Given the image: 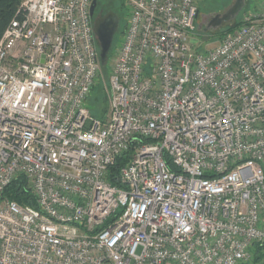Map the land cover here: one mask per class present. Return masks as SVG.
<instances>
[{
	"label": "built area",
	"instance_id": "1",
	"mask_svg": "<svg viewBox=\"0 0 264 264\" xmlns=\"http://www.w3.org/2000/svg\"><path fill=\"white\" fill-rule=\"evenodd\" d=\"M93 1L21 0L0 40V264L251 263L264 11L201 53L200 0H125L101 120L87 107L102 76ZM19 176L39 209L2 199Z\"/></svg>",
	"mask_w": 264,
	"mask_h": 264
},
{
	"label": "rangeland",
	"instance_id": "2",
	"mask_svg": "<svg viewBox=\"0 0 264 264\" xmlns=\"http://www.w3.org/2000/svg\"><path fill=\"white\" fill-rule=\"evenodd\" d=\"M99 5L107 6L111 13L121 18V26L119 32L115 36L113 49L118 47L123 41V31H125L128 19H129V11L125 4V0H97ZM237 0H200L199 8H200V17L197 23V29L191 36V44L195 50L201 53H205L209 51L211 48L217 46L219 42H221L222 34L229 29L231 26L242 23L243 19L247 16H252L259 12L264 11V0H246L245 8L240 13V15L235 19L231 20L227 23H222V25L214 32H204L206 29V25L202 26V30L199 28L200 20H207V22H211L213 17L218 14H225L235 3ZM206 16H211L209 19H206ZM110 67V66H109ZM112 69L108 68L106 73L102 72V76L99 79L98 87L92 93L90 97V103L87 105L89 110H94L95 107H98V111L96 109V117L105 120L109 113V100H110V90H109V78L111 76ZM107 99V102L100 101L101 104L99 106H95L93 101H95L98 97ZM249 264H254L253 262Z\"/></svg>",
	"mask_w": 264,
	"mask_h": 264
},
{
	"label": "trees",
	"instance_id": "3",
	"mask_svg": "<svg viewBox=\"0 0 264 264\" xmlns=\"http://www.w3.org/2000/svg\"><path fill=\"white\" fill-rule=\"evenodd\" d=\"M20 3H21V0H0V40H1L2 36L4 35L6 29L9 27V25L11 24L13 19L16 17V14H17L18 9L20 7ZM240 25H241V23L234 25V26H231L229 29H227L222 34L221 39L226 34L236 30ZM123 33H124V31H123ZM112 52L113 51H111V53L109 55V59H108L106 66H102V72L103 73L104 72L106 73L107 69L109 68ZM98 85L99 84H97L95 86V88L93 89V92H94V90L97 89ZM101 100L103 102H107V99L102 98V96L98 97L95 101H93L94 107L99 106V104H101L100 103ZM89 103H90V98H89L87 105ZM96 109L98 111V107L97 108L95 107V112L92 109L90 110L91 114L94 117H96V114H95V113H97ZM96 118H98V117H96ZM126 161H127V156L120 158L117 161L115 167L112 169V174H111L110 179L114 185H118V182L116 181L117 180L116 176L118 174L119 168H121L126 163ZM2 199H8V200L14 201L22 207L29 206V207H32L35 209H39L38 205H37V199H36L35 195L33 194V192L31 191V189L28 185L27 179L24 176H19L18 178H16L12 182V184L10 186H8L6 188V190L4 191V193L2 195ZM252 253H253V261L252 262L254 264L261 263V261L264 258L263 248H261L259 245H254L252 248Z\"/></svg>",
	"mask_w": 264,
	"mask_h": 264
},
{
	"label": "water",
	"instance_id": "4",
	"mask_svg": "<svg viewBox=\"0 0 264 264\" xmlns=\"http://www.w3.org/2000/svg\"><path fill=\"white\" fill-rule=\"evenodd\" d=\"M246 0H237L236 3L223 15L218 14L213 17L209 25L206 20H202L199 24V28L202 30V26L206 25L204 32L216 31L222 23H227L231 20H235L245 8ZM97 8V0L93 1L91 8V17L94 21V35L98 43L100 64L106 66L109 55L113 49L115 36L118 32V20L115 14L109 13L107 16L95 17V10ZM211 16H206L209 19Z\"/></svg>",
	"mask_w": 264,
	"mask_h": 264
},
{
	"label": "flooded vegetation",
	"instance_id": "5",
	"mask_svg": "<svg viewBox=\"0 0 264 264\" xmlns=\"http://www.w3.org/2000/svg\"><path fill=\"white\" fill-rule=\"evenodd\" d=\"M110 13V10H109V8L107 7V6H102V5H99V3H98V1H97V8H96V10H95V17H97V16H107L108 14ZM201 15V14H200ZM200 15H199V17H200ZM117 17V20H118V32H119V30H120V26H121V18L120 17H118V16H116ZM198 20H199V18H198ZM201 21L202 20H200V22L199 23H201ZM207 21V20H206ZM198 23V22H197ZM210 24V21L209 22H207V25H209ZM117 32V33H118Z\"/></svg>",
	"mask_w": 264,
	"mask_h": 264
},
{
	"label": "crops",
	"instance_id": "6",
	"mask_svg": "<svg viewBox=\"0 0 264 264\" xmlns=\"http://www.w3.org/2000/svg\"><path fill=\"white\" fill-rule=\"evenodd\" d=\"M219 43H220V42H219ZM218 45H219V44H218ZM218 45H217V46H218ZM217 46H215V47H217ZM215 47H213V48H215ZM213 48H211V49H213Z\"/></svg>",
	"mask_w": 264,
	"mask_h": 264
},
{
	"label": "bare ground",
	"instance_id": "7",
	"mask_svg": "<svg viewBox=\"0 0 264 264\" xmlns=\"http://www.w3.org/2000/svg\"><path fill=\"white\" fill-rule=\"evenodd\" d=\"M126 4V3H125Z\"/></svg>",
	"mask_w": 264,
	"mask_h": 264
}]
</instances>
